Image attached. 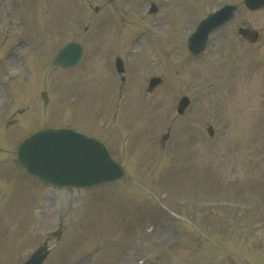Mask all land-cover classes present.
Segmentation results:
<instances>
[{
	"label": "rangeland",
	"instance_id": "obj_1",
	"mask_svg": "<svg viewBox=\"0 0 264 264\" xmlns=\"http://www.w3.org/2000/svg\"><path fill=\"white\" fill-rule=\"evenodd\" d=\"M224 3L238 5L234 19L194 58L185 35ZM240 26L258 30L257 41ZM68 40L86 53L70 69L54 67ZM6 53L0 264H19L44 242V264H264V9L242 0H0ZM154 75L162 83L148 93ZM182 95L192 103L179 116ZM60 124L106 142L126 178L93 201V190L29 177L16 163L18 142Z\"/></svg>",
	"mask_w": 264,
	"mask_h": 264
},
{
	"label": "water",
	"instance_id": "obj_2",
	"mask_svg": "<svg viewBox=\"0 0 264 264\" xmlns=\"http://www.w3.org/2000/svg\"><path fill=\"white\" fill-rule=\"evenodd\" d=\"M262 5L264 0L259 1V6ZM230 12L231 8H227L216 14L218 17L211 16L212 18L204 20L192 35L193 38L197 36V39H201V34L215 28L224 20L219 18ZM240 32L248 35L252 40L256 37V33H249L247 30L240 29ZM190 48L196 51L193 45H190ZM78 55L77 45H67L57 55V63L66 66L75 62ZM18 158L20 165L31 174L56 186H84L114 180L120 170L103 145L67 130L48 129L31 135L20 144ZM42 257L30 258L24 264H38Z\"/></svg>",
	"mask_w": 264,
	"mask_h": 264
},
{
	"label": "bare ground",
	"instance_id": "obj_3",
	"mask_svg": "<svg viewBox=\"0 0 264 264\" xmlns=\"http://www.w3.org/2000/svg\"><path fill=\"white\" fill-rule=\"evenodd\" d=\"M103 91H104V89H103Z\"/></svg>",
	"mask_w": 264,
	"mask_h": 264
}]
</instances>
